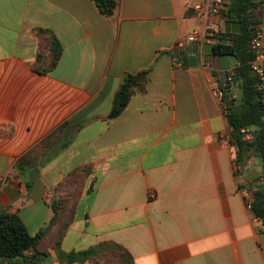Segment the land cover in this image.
Here are the masks:
<instances>
[{"label":"crops","instance_id":"1","mask_svg":"<svg viewBox=\"0 0 264 264\" xmlns=\"http://www.w3.org/2000/svg\"><path fill=\"white\" fill-rule=\"evenodd\" d=\"M115 1L105 16L92 0H0V214H18L36 236L63 195L57 187L89 166L73 221L58 248L57 228L45 237L50 258L40 264L104 242L135 264H264V226L242 195L261 184L262 162L246 152L238 166L212 93L241 63L177 64L176 48L205 31L194 7L206 0ZM256 18L264 25V3ZM39 29L62 45L47 73L36 70L50 52ZM144 70L146 92L109 119L124 77ZM26 156L37 163L20 174Z\"/></svg>","mask_w":264,"mask_h":264},{"label":"trees","instance_id":"2","mask_svg":"<svg viewBox=\"0 0 264 264\" xmlns=\"http://www.w3.org/2000/svg\"><path fill=\"white\" fill-rule=\"evenodd\" d=\"M105 16H112L117 7L115 0H92ZM264 3V0H233L228 10L226 21L240 22L242 32L240 34H228L220 32L216 35L217 42L214 45L218 56L235 55L241 60V64L234 69V81L241 86L231 88V92L220 87L224 93L222 103L227 111L228 125L232 129L231 140L238 148L236 163L245 162V154L249 152L256 155L262 162V175L258 180L261 184L256 186L252 212L254 217L260 219L264 226V93L259 90V79L253 71L255 53L250 48V43L255 35L258 25L256 11ZM38 35L48 36L50 42L49 57L46 59L39 55L38 68L41 73L53 70L62 55V45L49 31L39 29ZM226 40V44L222 41ZM150 70H144L138 74H127L115 97L114 105L109 119H117L127 108L132 97L136 93H145L149 81ZM242 130H249L254 138L251 142L244 141ZM51 143H43L47 148ZM55 144V143H54ZM36 159L24 157L19 160L15 168L20 174L28 168L36 166ZM89 166L74 170L62 182L56 191L63 193L61 197H55L51 204L53 218L48 226L36 236H31L16 213L3 212L0 214V264H40L50 258V253L41 249L45 237L57 228L56 248L59 247L62 237L67 232L74 218V209L79 197L83 193L85 181L92 173ZM30 189V185H26ZM252 190V189H251ZM62 262L66 264H135L132 255L123 246L114 242H104L89 250L59 254Z\"/></svg>","mask_w":264,"mask_h":264},{"label":"built area","instance_id":"3","mask_svg":"<svg viewBox=\"0 0 264 264\" xmlns=\"http://www.w3.org/2000/svg\"><path fill=\"white\" fill-rule=\"evenodd\" d=\"M233 4V0H206L203 4H197L194 7L195 16L205 22V31L196 32L189 38V42L203 48L207 44H214L217 42L216 31L214 26L217 22L226 21V15L229 8ZM250 48L255 53V61L253 62V71L259 79L258 88L264 93V25L260 24L255 28V35L250 43ZM176 53L180 55L179 46L176 48ZM178 66L184 64L182 60L177 63ZM234 73H230L226 80L230 83L231 88H236L238 82L233 79ZM213 96L222 101L224 93L220 87H216L212 91ZM262 102L264 104V95ZM244 134V141L251 142L254 135L249 130H242ZM254 189H242V195L249 211H252L254 202Z\"/></svg>","mask_w":264,"mask_h":264},{"label":"water","instance_id":"4","mask_svg":"<svg viewBox=\"0 0 264 264\" xmlns=\"http://www.w3.org/2000/svg\"><path fill=\"white\" fill-rule=\"evenodd\" d=\"M226 32L228 34H240L242 32V24L240 22L227 21ZM222 44H226V40H223ZM183 51H185V54H183ZM183 51L180 52V55L182 53V62L193 67L197 66L200 61L212 64L213 61L217 60L223 70H228L231 67H237V64L241 63V60H236L235 55L218 56L215 52L214 44H207L203 48L197 45H191ZM229 61H233V64L229 65ZM240 87L241 86L238 85V88ZM225 89L231 92V85L229 82H226Z\"/></svg>","mask_w":264,"mask_h":264}]
</instances>
